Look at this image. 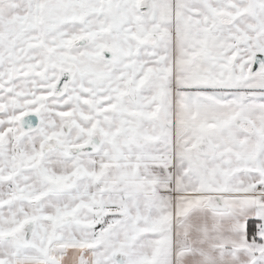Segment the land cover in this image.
Wrapping results in <instances>:
<instances>
[{"label": "snow or ice", "instance_id": "obj_1", "mask_svg": "<svg viewBox=\"0 0 264 264\" xmlns=\"http://www.w3.org/2000/svg\"><path fill=\"white\" fill-rule=\"evenodd\" d=\"M0 264H264V0H0Z\"/></svg>", "mask_w": 264, "mask_h": 264}]
</instances>
